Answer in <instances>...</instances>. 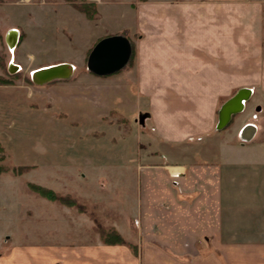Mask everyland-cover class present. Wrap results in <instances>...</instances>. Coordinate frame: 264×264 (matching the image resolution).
Returning <instances> with one entry per match:
<instances>
[{"label":"crops","instance_id":"0c3cea01","mask_svg":"<svg viewBox=\"0 0 264 264\" xmlns=\"http://www.w3.org/2000/svg\"><path fill=\"white\" fill-rule=\"evenodd\" d=\"M263 14L260 0L141 2L132 41L152 134L115 163L130 179L109 182L130 187V211L110 213L103 195L91 212L40 198L32 227L0 234V264H264ZM239 88L241 110L216 128ZM97 225L123 242H104Z\"/></svg>","mask_w":264,"mask_h":264},{"label":"rangeland","instance_id":"374dc122","mask_svg":"<svg viewBox=\"0 0 264 264\" xmlns=\"http://www.w3.org/2000/svg\"><path fill=\"white\" fill-rule=\"evenodd\" d=\"M141 2L98 0L95 14L87 17L68 0H0V76L11 81L0 83V164L9 168L0 172V234L21 232L24 222L32 227L40 198L77 209L39 195L28 181L70 194L84 208L78 211L91 212V197L102 195L105 206L114 204L106 208L110 213L130 211V187L109 182L129 180L132 166L118 171L115 165L148 147V98L138 89L146 75L137 74L135 49L129 66L106 75L89 72L85 58L106 34L123 33L131 41L140 37L132 17ZM12 29L17 40L11 49L6 36ZM153 47L162 54L161 36ZM58 61L74 65L68 78L27 80L32 68ZM18 164L29 167L12 172Z\"/></svg>","mask_w":264,"mask_h":264},{"label":"water","instance_id":"95a60500","mask_svg":"<svg viewBox=\"0 0 264 264\" xmlns=\"http://www.w3.org/2000/svg\"><path fill=\"white\" fill-rule=\"evenodd\" d=\"M131 44L123 33L106 34L98 38L90 47L86 58V69L95 75H106L123 68L130 56ZM74 65L67 61H58L35 67L29 72L33 83L42 84L53 79L68 78ZM247 88H239L222 102L217 111L216 128L222 127L230 114L242 108V100L247 97Z\"/></svg>","mask_w":264,"mask_h":264},{"label":"trees","instance_id":"16d2710c","mask_svg":"<svg viewBox=\"0 0 264 264\" xmlns=\"http://www.w3.org/2000/svg\"><path fill=\"white\" fill-rule=\"evenodd\" d=\"M70 3H72L78 10H80L81 12H83L87 17H92L95 12H96V7H95V3L91 0H68ZM140 1H144V0H140ZM127 36V35H126ZM130 40V44H131V53L130 56L125 64V66H129L131 64L132 61V57H133V51H134V46H133V42ZM1 55H0V61H1ZM119 71V70H118ZM11 75V74H10ZM28 81H31L28 77H27ZM52 81V80H50ZM10 79L4 76H0V83H10ZM2 151V146L0 144V152ZM1 157V155H0ZM29 166L28 165H24V164H18L13 166L10 170L14 173H21L23 170L27 169ZM9 168L3 164H0V172L1 171H6ZM27 186L34 190L35 192H37L39 195H42L48 199L51 200H58L60 202H63L65 204H69V205H75L77 207L78 210H84L83 206L81 204L78 203V201L75 199V197L71 196L70 194H59L56 193L53 189L43 186L41 184L38 183H33L31 181L27 182ZM97 229L99 232V235L101 237V239L104 242L107 243H116V242H123V238L122 236L112 227H103L101 225H97Z\"/></svg>","mask_w":264,"mask_h":264},{"label":"built area","instance_id":"2783aa9c","mask_svg":"<svg viewBox=\"0 0 264 264\" xmlns=\"http://www.w3.org/2000/svg\"><path fill=\"white\" fill-rule=\"evenodd\" d=\"M17 40V34H14V41H13V43H12V45L10 46L11 47V49L14 47V44H15V41ZM10 63V65H11V61L9 62ZM14 65V64H13Z\"/></svg>","mask_w":264,"mask_h":264},{"label":"bare ground","instance_id":"6f19581e","mask_svg":"<svg viewBox=\"0 0 264 264\" xmlns=\"http://www.w3.org/2000/svg\"><path fill=\"white\" fill-rule=\"evenodd\" d=\"M11 36V35H10ZM12 37H13V41H14V36L12 35Z\"/></svg>","mask_w":264,"mask_h":264}]
</instances>
